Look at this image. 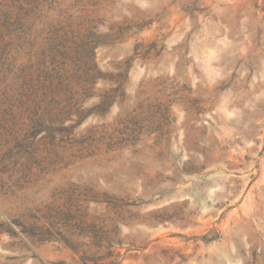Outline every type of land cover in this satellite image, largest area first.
<instances>
[{"label": "rangeland", "instance_id": "rangeland-1", "mask_svg": "<svg viewBox=\"0 0 264 264\" xmlns=\"http://www.w3.org/2000/svg\"><path fill=\"white\" fill-rule=\"evenodd\" d=\"M0 264H264V0H0Z\"/></svg>", "mask_w": 264, "mask_h": 264}, {"label": "trees", "instance_id": "trees-1", "mask_svg": "<svg viewBox=\"0 0 264 264\" xmlns=\"http://www.w3.org/2000/svg\"><path fill=\"white\" fill-rule=\"evenodd\" d=\"M89 66V70H95V65L94 64H91V65H88ZM90 76V77H89ZM87 77L90 79L93 77V74L92 73H87ZM91 80V79H90Z\"/></svg>", "mask_w": 264, "mask_h": 264}]
</instances>
